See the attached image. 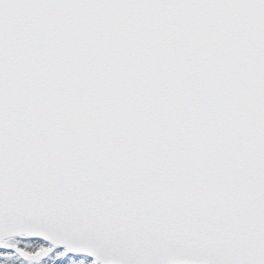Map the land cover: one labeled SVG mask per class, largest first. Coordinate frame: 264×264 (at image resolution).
I'll return each instance as SVG.
<instances>
[{
	"label": "snow or ice",
	"instance_id": "obj_1",
	"mask_svg": "<svg viewBox=\"0 0 264 264\" xmlns=\"http://www.w3.org/2000/svg\"><path fill=\"white\" fill-rule=\"evenodd\" d=\"M0 264H264V0H0Z\"/></svg>",
	"mask_w": 264,
	"mask_h": 264
}]
</instances>
